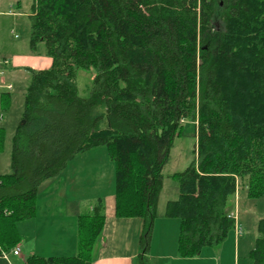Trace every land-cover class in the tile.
I'll return each instance as SVG.
<instances>
[{
	"label": "trees",
	"instance_id": "1",
	"mask_svg": "<svg viewBox=\"0 0 264 264\" xmlns=\"http://www.w3.org/2000/svg\"><path fill=\"white\" fill-rule=\"evenodd\" d=\"M31 16L30 48L43 42L51 65L31 70L11 170L0 175V253L19 242L16 221L34 215L40 184L104 147L114 214L143 220L138 260L147 264L162 169L185 121L195 126V155L172 174L179 193L165 216L179 222V256L220 245L234 229L230 198L264 195V0H34ZM89 69L81 97L77 72ZM88 206L75 255L25 264H92L103 199ZM256 231L249 258L264 264V213Z\"/></svg>",
	"mask_w": 264,
	"mask_h": 264
},
{
	"label": "crops",
	"instance_id": "2",
	"mask_svg": "<svg viewBox=\"0 0 264 264\" xmlns=\"http://www.w3.org/2000/svg\"><path fill=\"white\" fill-rule=\"evenodd\" d=\"M50 60L51 58L48 60L49 66ZM60 174L62 175L59 178L61 181L57 183ZM60 174L43 181L38 187L34 215L27 220L16 221L17 231L20 229L18 232L20 239L12 248L18 247L19 253L17 255L13 252L6 254L2 249L0 264H18L17 257L20 255L24 263L30 255L70 256L67 253L73 250L75 253L71 255H75L78 251L77 217L89 208V202L97 198L103 199L105 220L94 247L92 264H135L139 262L140 236L144 230V222L141 218L115 216L114 164L109 160L106 149L97 147L79 154L66 165ZM53 190H57L58 197L54 198ZM228 209L231 211L230 207ZM156 218L151 231L149 253L152 252L154 245L153 237L157 234L155 233ZM237 218L243 228L239 217ZM160 221L164 224L168 222L164 230L170 229L178 235L179 222L177 219L161 217ZM236 237L238 236L235 235ZM176 244L177 241L172 246L168 245L167 248L162 249L163 251L156 253L155 260L149 257L147 263L238 264L236 249L229 255V262L226 260L225 263H221L220 251L217 253L216 250L212 251L205 247L206 249L203 248L197 256L182 257L178 255ZM68 249L70 251H67ZM216 257L217 262H215Z\"/></svg>",
	"mask_w": 264,
	"mask_h": 264
},
{
	"label": "rangeland",
	"instance_id": "3",
	"mask_svg": "<svg viewBox=\"0 0 264 264\" xmlns=\"http://www.w3.org/2000/svg\"><path fill=\"white\" fill-rule=\"evenodd\" d=\"M33 4L34 0H0V78L4 79V85H0V94H4L0 100V175L8 174L11 170L13 136L16 127L22 121L24 94L30 82L31 70L50 67L48 65L50 58L45 52L43 42H38L34 50L30 48L29 34ZM3 59H7L8 63L4 64ZM93 73L92 69L78 70L75 84L79 96L86 97L89 94ZM8 85H11V89L6 87ZM194 133L193 122H183L182 133L174 138L168 160L163 166V186L157 204L155 228L157 234L153 237L152 252H147V260L149 257L155 260L156 253L163 251L162 249L167 248L168 245L172 246L177 241V233L170 229L164 230L163 228L168 226V222L164 224L160 219L166 217V202L176 199L179 193L178 181L172 177V174L184 171L194 158L196 140ZM61 177L60 174L58 179ZM59 181L61 180L59 179L57 183ZM56 191L53 190L54 198L59 195ZM228 207L231 211L236 208L237 217L243 226L242 234L235 238V232L232 229L220 245L206 248L212 251L216 250L217 253L220 251L221 263H225L226 260L229 262V255L236 249L238 264H252L249 250L253 247L257 235V221L264 213V195L258 199H249L245 190H240L230 198ZM18 230L20 231V229ZM18 237L20 239V233H18ZM3 245L4 253L11 254L13 252V244L4 243ZM74 253L75 250L67 254ZM17 258L18 264H25L21 255ZM215 262H217V257Z\"/></svg>",
	"mask_w": 264,
	"mask_h": 264
},
{
	"label": "built area",
	"instance_id": "4",
	"mask_svg": "<svg viewBox=\"0 0 264 264\" xmlns=\"http://www.w3.org/2000/svg\"><path fill=\"white\" fill-rule=\"evenodd\" d=\"M3 62H4V64H7L8 60L7 59H3ZM1 84L4 85V79H2V78H0V85ZM6 87L8 89H11V85H8ZM0 118H1V115H0ZM228 217L234 219V232H235V235L239 236L242 233V227H241L240 223L238 222L236 209L234 211H229ZM13 253L17 255L19 253V248L15 247L13 249Z\"/></svg>",
	"mask_w": 264,
	"mask_h": 264
},
{
	"label": "water",
	"instance_id": "5",
	"mask_svg": "<svg viewBox=\"0 0 264 264\" xmlns=\"http://www.w3.org/2000/svg\"><path fill=\"white\" fill-rule=\"evenodd\" d=\"M21 123H24V120H22Z\"/></svg>",
	"mask_w": 264,
	"mask_h": 264
}]
</instances>
